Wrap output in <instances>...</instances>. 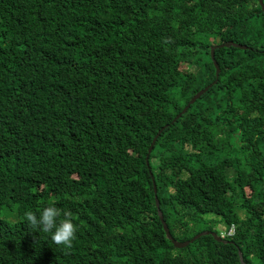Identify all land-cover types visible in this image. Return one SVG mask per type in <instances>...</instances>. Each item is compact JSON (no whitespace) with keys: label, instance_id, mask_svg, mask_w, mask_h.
Masks as SVG:
<instances>
[{"label":"trees","instance_id":"trees-1","mask_svg":"<svg viewBox=\"0 0 264 264\" xmlns=\"http://www.w3.org/2000/svg\"><path fill=\"white\" fill-rule=\"evenodd\" d=\"M263 146L260 0H0V264H264Z\"/></svg>","mask_w":264,"mask_h":264},{"label":"clouds","instance_id":"clouds-1","mask_svg":"<svg viewBox=\"0 0 264 264\" xmlns=\"http://www.w3.org/2000/svg\"><path fill=\"white\" fill-rule=\"evenodd\" d=\"M24 217L28 228L33 230L31 232L51 234V241L64 249L73 247L77 238L78 225L73 221V212L71 210L57 207L56 202L52 201L42 208L39 214L32 210H27L24 213ZM222 238L226 239L227 237Z\"/></svg>","mask_w":264,"mask_h":264},{"label":"water","instance_id":"water-1","mask_svg":"<svg viewBox=\"0 0 264 264\" xmlns=\"http://www.w3.org/2000/svg\"><path fill=\"white\" fill-rule=\"evenodd\" d=\"M260 4H261V6H262V8H263V10H264V0H260ZM232 46H234V47H236V48H238V49H244V50L248 49V46H246V45H241V44H236V43H223V44H220V45H218V46H213V47L211 48V58H212V60H213L214 66H215V68H216L217 79H218V77H219V74H220V70H221V69H220V67H219V65H218V63H217V61H216V59H215V51H216L217 48H224V47H227V48H228V47H232ZM216 83H217V80L213 82V84H216ZM211 86H212V85H209V86H207L206 88H204L203 90L199 91V92H198V93H197V94H196V95L190 100V102L188 103V105L183 109L182 113L179 114V115L177 116V119L180 118L182 114L186 113V112L188 111V109L190 108V106H191L192 104H194L198 99H200L201 96H203V95H204V94H205V93L211 88ZM161 133H162V132L159 133V135L155 138V140H154V142H153L151 148H149V152H148V156H147V163H148L149 154H151V153L153 152V150H154V148H155V146H156V144H157V142H158V140H159V137H160ZM155 187H156V193H157V192H158V188H157V185H156V184H155ZM157 207H158V210H159V215H160V217H161V219H162V222H163V224H164V226H165V230H166L167 233H168V237H169V239L173 242V244H174L176 247H185V246H187L188 244H190L191 242H193L195 239L199 238L200 236H202V235H207V234H211V235H213V237H214L216 240H218V241H223V242H230V241H231V240L223 239V238H222L220 235H218L216 232H211V231H204V232H201L200 234H196L194 237H192V238L189 239V240H185V241L177 240V239H175V238L173 237V235L171 234V232H170V230H169V226H168V223H167V221H166V219H165L164 212H163V210H162V208H161V202H160V200H159L158 195H157ZM240 255H241L242 263H243V264H246V263H245V260H244V257H243V252H242V251H240Z\"/></svg>","mask_w":264,"mask_h":264},{"label":"rangeland","instance_id":"rangeland-1","mask_svg":"<svg viewBox=\"0 0 264 264\" xmlns=\"http://www.w3.org/2000/svg\"><path fill=\"white\" fill-rule=\"evenodd\" d=\"M264 147V146H263ZM208 218H211V216H208ZM205 227L204 225H201L198 222L193 223L192 225H190V231L189 233H182L180 234L181 238L184 237H189V236H193L194 234H200L201 232L205 231ZM217 229L221 230L223 228V226L221 224H217L216 226Z\"/></svg>","mask_w":264,"mask_h":264},{"label":"built area","instance_id":"built-area-1","mask_svg":"<svg viewBox=\"0 0 264 264\" xmlns=\"http://www.w3.org/2000/svg\"><path fill=\"white\" fill-rule=\"evenodd\" d=\"M236 233V227L234 225L231 226V228L229 230H225L221 233V236L226 238V237H230V236H234Z\"/></svg>","mask_w":264,"mask_h":264}]
</instances>
